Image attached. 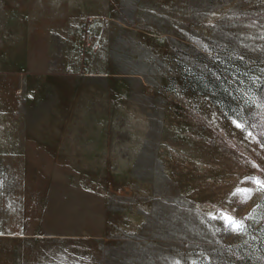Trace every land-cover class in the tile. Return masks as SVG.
I'll use <instances>...</instances> for the list:
<instances>
[{
  "label": "rangeland",
  "instance_id": "1",
  "mask_svg": "<svg viewBox=\"0 0 264 264\" xmlns=\"http://www.w3.org/2000/svg\"><path fill=\"white\" fill-rule=\"evenodd\" d=\"M73 3L0 39V264H264V0Z\"/></svg>",
  "mask_w": 264,
  "mask_h": 264
},
{
  "label": "crops",
  "instance_id": "2",
  "mask_svg": "<svg viewBox=\"0 0 264 264\" xmlns=\"http://www.w3.org/2000/svg\"><path fill=\"white\" fill-rule=\"evenodd\" d=\"M73 0H0V39L11 41L13 46L29 47V53L36 46L52 47L55 40L65 37L72 23L71 10L79 13L80 7L70 5ZM93 5L89 10H93ZM48 56L51 50H44ZM52 57L44 61L50 62ZM45 62V63H46ZM44 70L31 69L42 74Z\"/></svg>",
  "mask_w": 264,
  "mask_h": 264
},
{
  "label": "built area",
  "instance_id": "3",
  "mask_svg": "<svg viewBox=\"0 0 264 264\" xmlns=\"http://www.w3.org/2000/svg\"><path fill=\"white\" fill-rule=\"evenodd\" d=\"M91 39H92V36L90 33L89 24L87 21H84L82 23L81 44H80V50H79L80 58L82 59V61L84 60L85 50L91 43Z\"/></svg>",
  "mask_w": 264,
  "mask_h": 264
},
{
  "label": "snow or ice",
  "instance_id": "4",
  "mask_svg": "<svg viewBox=\"0 0 264 264\" xmlns=\"http://www.w3.org/2000/svg\"><path fill=\"white\" fill-rule=\"evenodd\" d=\"M264 187V185H262ZM225 219L228 221V223L234 227H241L242 225L237 224L235 221H233L230 217H225Z\"/></svg>",
  "mask_w": 264,
  "mask_h": 264
},
{
  "label": "trees",
  "instance_id": "5",
  "mask_svg": "<svg viewBox=\"0 0 264 264\" xmlns=\"http://www.w3.org/2000/svg\"><path fill=\"white\" fill-rule=\"evenodd\" d=\"M262 89H263V91H264V81H263V83H262Z\"/></svg>",
  "mask_w": 264,
  "mask_h": 264
}]
</instances>
